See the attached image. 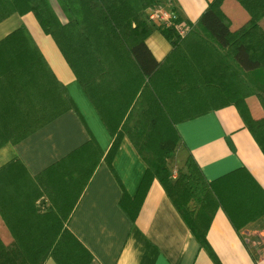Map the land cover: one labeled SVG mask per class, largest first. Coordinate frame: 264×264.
I'll return each instance as SVG.
<instances>
[{"label":"trees","instance_id":"trees-1","mask_svg":"<svg viewBox=\"0 0 264 264\" xmlns=\"http://www.w3.org/2000/svg\"><path fill=\"white\" fill-rule=\"evenodd\" d=\"M225 1L211 0L183 38L159 25L172 49L157 61L145 42L152 31L147 14L162 0H58L65 23L48 0H30L37 21L53 37L114 136L106 159L127 136L146 164L130 206L132 217L157 179L216 262L206 239L216 209L222 208L238 230L264 213V191L244 168L208 181L189 152L175 175L171 159L183 146L176 123L226 105L236 107L264 154V0H234L247 15L239 24H233ZM33 95L37 102L42 96L56 100L62 108L45 113L18 102ZM71 106L72 99L53 78L25 26L0 41V145L24 138ZM101 156L97 142L89 140L43 172L50 173L44 185L49 203L35 207L38 236H15L9 243L0 238V264H39L47 257L57 264H89L90 251L67 223L80 196L72 198L71 192L79 188L81 193ZM23 168L11 160L0 168V182L18 179ZM9 169L13 171L4 173ZM2 208L9 229L23 223L9 221Z\"/></svg>","mask_w":264,"mask_h":264},{"label":"crops","instance_id":"crops-1","mask_svg":"<svg viewBox=\"0 0 264 264\" xmlns=\"http://www.w3.org/2000/svg\"><path fill=\"white\" fill-rule=\"evenodd\" d=\"M210 1L162 0L160 5L174 10L195 28ZM48 2L59 20L65 23L67 20L58 0ZM225 2L233 24L247 18L237 2ZM30 7V0H0V41L18 27L25 26L53 78L64 88L74 106L58 113L24 138L0 145V168L13 159L24 166L18 179L0 182V209L5 207L3 213L9 221H23L9 229L0 214V238L5 243L15 236L37 238L38 230L33 223L37 218L35 207L44 208L49 203L44 185L50 173L44 175L43 172L89 140H95L102 156L81 193L77 191L79 188L74 194L71 192L72 198L80 196L67 223L71 233L90 251L89 264H264V213L237 230L224 210L216 209L206 239L217 262L194 238L157 179L150 182L132 217L130 206L146 164L127 136L120 138L112 157L109 161L106 159L114 136L55 40L43 30ZM149 23L152 31L145 42L153 57L161 61L172 45L159 29V23ZM33 97L32 100L20 98L18 102L45 113L62 108L56 100L42 96L37 102L36 96ZM254 103V110L259 114ZM176 128L183 146L175 153L181 152L182 163L189 152L208 181L244 168L264 191V154L234 105L179 121ZM70 186L67 189L70 190ZM29 247L24 246L25 249ZM39 264L57 262L47 257Z\"/></svg>","mask_w":264,"mask_h":264},{"label":"built area","instance_id":"built-area-1","mask_svg":"<svg viewBox=\"0 0 264 264\" xmlns=\"http://www.w3.org/2000/svg\"><path fill=\"white\" fill-rule=\"evenodd\" d=\"M147 19L159 23L165 28H173L181 38L185 37L192 29V24L182 20L174 10L162 5L150 9Z\"/></svg>","mask_w":264,"mask_h":264},{"label":"rangeland","instance_id":"rangeland-1","mask_svg":"<svg viewBox=\"0 0 264 264\" xmlns=\"http://www.w3.org/2000/svg\"><path fill=\"white\" fill-rule=\"evenodd\" d=\"M254 102H255V101H254ZM254 104H255V106L258 108V105H257L258 103L255 102ZM256 111H258V110H256ZM181 165H182V161H181V152L178 150V151L174 154L173 158L171 159V166H172V171H173L174 175L176 174L177 169H178Z\"/></svg>","mask_w":264,"mask_h":264}]
</instances>
